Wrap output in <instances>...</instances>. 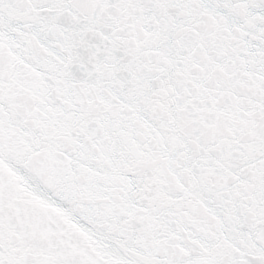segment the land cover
Returning a JSON list of instances; mask_svg holds the SVG:
<instances>
[{
	"label": "snow or ice",
	"instance_id": "obj_1",
	"mask_svg": "<svg viewBox=\"0 0 264 264\" xmlns=\"http://www.w3.org/2000/svg\"><path fill=\"white\" fill-rule=\"evenodd\" d=\"M0 264H264V0H0Z\"/></svg>",
	"mask_w": 264,
	"mask_h": 264
}]
</instances>
